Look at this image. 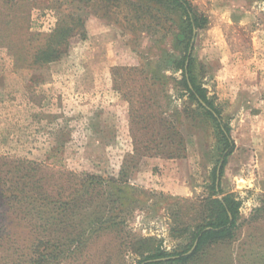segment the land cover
Instances as JSON below:
<instances>
[{
    "label": "rangeland",
    "instance_id": "obj_1",
    "mask_svg": "<svg viewBox=\"0 0 264 264\" xmlns=\"http://www.w3.org/2000/svg\"><path fill=\"white\" fill-rule=\"evenodd\" d=\"M191 1L209 18L193 38L194 71L236 143L220 176V196L235 194L247 221L238 237L208 245L190 264H264V242L239 260L250 234L264 237V90L255 88L264 85V0ZM174 17L146 0H0V175L14 181L29 175L56 200L72 198L77 184L85 194L67 219L52 213L70 226L58 222L56 256L40 264H136L141 239L153 237L173 251L189 242L179 229L203 222L220 164L216 132L183 85L185 47ZM67 28L62 38L58 31ZM49 45L62 55L37 60ZM151 137H160L164 151L147 142ZM173 139L179 156L168 157L162 152L174 149ZM155 159L174 161L162 167ZM15 161L34 165L15 168ZM161 170L166 175L160 181ZM89 177L109 184L100 193L95 186L88 191ZM95 207L131 243L122 252L113 231L104 230L76 258L68 251L77 243L62 237L65 229L80 232ZM30 229L19 217L0 220L1 262L12 264Z\"/></svg>",
    "mask_w": 264,
    "mask_h": 264
},
{
    "label": "trees",
    "instance_id": "obj_2",
    "mask_svg": "<svg viewBox=\"0 0 264 264\" xmlns=\"http://www.w3.org/2000/svg\"><path fill=\"white\" fill-rule=\"evenodd\" d=\"M146 1L152 2L157 7L158 11L171 15L172 20H175L174 15L179 18L177 39L180 43L184 44L185 47V53L180 61L184 75L183 85L190 94L191 99L199 104L198 108H202L204 115L209 117L214 123L213 127H215L216 132V147L218 150L219 162L221 163L220 176H222L225 172L229 158L236 148V143L232 136V127L228 122L223 120L221 110L215 105L213 99L208 96L207 88L198 81L197 75L194 71L195 59L192 55L189 56L188 54L194 36V29L201 30L206 28L209 23V18L204 13H200L191 0ZM78 20L79 23L82 21L81 18ZM70 32V28H67L64 32L58 31V33L63 35L62 38L69 36ZM56 52L58 51L55 50L52 45H49L44 50H40L37 55V60L43 63L52 62L62 55H56ZM188 58H190L189 66L186 70V61ZM189 82L193 87L190 86ZM199 97H201L217 115H215L210 109L206 108L199 101ZM159 139L160 137L157 139L151 137L147 142L154 144L157 149H160V151H164L160 146L161 141ZM171 143L174 149L162 153L168 157L179 156L178 143L175 139H173ZM157 153L159 154V152ZM19 165L31 167L34 163L31 161H17L15 168ZM217 168L218 165L213 171L214 181L211 187L212 192L207 198L204 206L205 217L203 222L196 224L194 228H190V226L186 225L185 228L178 230L180 234H187L189 242L178 249L167 251L159 244H155L154 242L156 240L153 237L141 239V249L136 251L140 256V259L136 264H190L192 259L208 245L219 242L228 244L230 241L238 237L239 229L245 224V221H247L242 219V201L233 193L220 196L223 191L221 187L217 189L216 186ZM9 172L13 173V168ZM72 174L73 173H69L65 176L66 181H69L70 183L73 181L74 177ZM89 178L90 183L88 191L91 186H95L97 189L96 192L100 193L102 187L104 185L108 186L109 184L104 179L97 177ZM82 180L83 183L88 182V180H84V178ZM94 180H96L95 184L93 182ZM38 181L39 180H34L32 177H29V175L21 177L16 181L13 180V175L11 177L0 175V198H4V200L1 201V206L4 207L0 213L1 222L6 216L14 218L19 217L31 226L29 232L31 235L23 244L18 245L16 249L18 254L13 262L11 261L12 264H40L44 257H52L53 259V256H56L57 252L56 247H53V243L56 244V241L61 239V237L53 238L52 232L54 231L57 233L60 230L56 228L58 222H64L66 220L59 221L58 217H52V213L56 212L57 215H63L64 212V217L67 219L65 215L73 207L79 206L82 200L81 196L85 195L84 193L81 196L79 195L81 186L77 184L71 193V195H73L72 198L66 201L60 199L56 200L52 194L47 193L45 195L43 193V186L39 184ZM114 181L115 180L113 179L109 180V182ZM68 186V183H66L61 185L60 189H66ZM93 200L94 198L87 200V203H90ZM262 210L263 207L258 208L259 212ZM75 224L78 223L75 222ZM81 225H83L82 230L77 234L73 235L72 232L65 229V234L62 237V239H69L72 240V242L74 241L77 243V247H75L74 250L68 251V253H73L76 258H78L80 254L83 255L90 242L100 238L104 230L113 231L121 242L120 249L122 252L126 250L128 244L131 243V241L127 242L124 240V234L118 229L117 223L105 219L104 215L99 212L98 207H95L91 215L87 217ZM67 226L70 225L64 222L62 229L67 228ZM250 235V241L247 240L244 249H242V252L239 255V260H241L242 257L247 258L249 255H252V250H255L257 244H259V242H264V237H260L261 235L258 233H256V235H259L260 238L255 237V233ZM4 240L5 237L0 236V247L4 245ZM262 247L264 248V246ZM65 251L66 250L64 249V252ZM78 252L80 254H78ZM260 257L264 260V249ZM1 258L6 259L9 258V256H2ZM230 258L231 260H236L233 255H231ZM149 259L154 260L145 262ZM0 264L7 263L1 262L0 260Z\"/></svg>",
    "mask_w": 264,
    "mask_h": 264
},
{
    "label": "crops",
    "instance_id": "obj_3",
    "mask_svg": "<svg viewBox=\"0 0 264 264\" xmlns=\"http://www.w3.org/2000/svg\"><path fill=\"white\" fill-rule=\"evenodd\" d=\"M229 53V52H228ZM222 86V83L219 85V87ZM255 88H257V90H264V85L262 84H259L258 86H256ZM221 93L222 94H227L228 96L230 95L231 96V99L232 98H235L236 97V93L235 91L231 90L229 91V89H223L221 90ZM170 161H174V160H170ZM170 161H163L162 159H155L153 162L154 165H161L162 167H164L168 162ZM165 162V163H164ZM162 173H159L156 178H159V180L161 181V179L166 175V171L164 170H161ZM161 186V184H160ZM163 188V187H162ZM171 189L174 188L177 192H186L187 193V187L185 186H182V187H176V186H173V187H170Z\"/></svg>",
    "mask_w": 264,
    "mask_h": 264
},
{
    "label": "water",
    "instance_id": "obj_4",
    "mask_svg": "<svg viewBox=\"0 0 264 264\" xmlns=\"http://www.w3.org/2000/svg\"><path fill=\"white\" fill-rule=\"evenodd\" d=\"M196 33H197V29L195 28L194 29V36H193V38L195 39V36H196ZM194 39H193V41H192V43H191V46H190V49H189V55H191V53H192V49H193V45H194ZM189 60H190V58H188L187 59V61H186V70L188 69V66H189ZM190 83V82H189ZM190 86L191 87H193L192 86V84L190 83ZM199 101L206 107V108H208V109H210L211 111H213V113L215 114V115H217L216 114V112L209 106V105H207V103L201 98V97H199ZM220 171H221V163L218 165V168H217V178H216V186H217V189L219 188V186H220V180H221V178H220ZM194 247H195V245H194ZM193 247V248H194ZM192 248V249H193ZM161 259V258H160ZM154 259H149V260H147V261H145V262H149V261H153ZM155 260H158V259H155ZM144 262V263H145Z\"/></svg>",
    "mask_w": 264,
    "mask_h": 264
}]
</instances>
